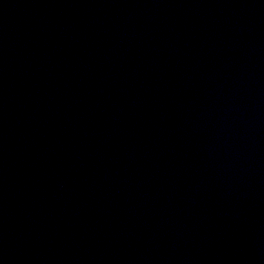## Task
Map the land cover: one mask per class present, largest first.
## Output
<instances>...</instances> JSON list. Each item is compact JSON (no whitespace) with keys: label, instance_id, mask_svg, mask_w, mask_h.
I'll list each match as a JSON object with an SVG mask.
<instances>
[{"label":"water","instance_id":"obj_1","mask_svg":"<svg viewBox=\"0 0 264 264\" xmlns=\"http://www.w3.org/2000/svg\"><path fill=\"white\" fill-rule=\"evenodd\" d=\"M0 264H264V0H0Z\"/></svg>","mask_w":264,"mask_h":264}]
</instances>
